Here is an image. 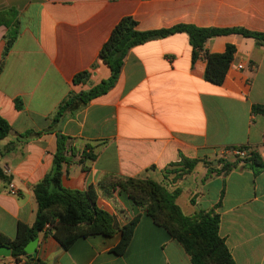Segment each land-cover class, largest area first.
<instances>
[{
    "label": "crops",
    "instance_id": "0c3cea01",
    "mask_svg": "<svg viewBox=\"0 0 264 264\" xmlns=\"http://www.w3.org/2000/svg\"><path fill=\"white\" fill-rule=\"evenodd\" d=\"M11 8L20 33L0 74V117L12 129L0 142V170L8 178L0 179V233L9 240L18 223L35 222L32 189L50 172L56 151V132H46L52 116L69 93L109 78L99 52L121 19L130 17L141 32L186 24L264 34V0H0V11ZM5 33L1 26L0 62ZM227 45L235 54L220 86L204 80L202 55L192 63L184 33L132 48L114 87L61 124L73 151L61 184L83 191L112 176L177 190L184 215H219L218 235L234 264H264V170L238 164L219 173L233 162L234 151L226 148L246 147L264 162V115L252 112L264 106V45L230 34L208 40L205 50L221 54ZM82 72L87 82L74 85ZM29 131L42 134L18 141L17 134ZM88 153L93 159L82 157ZM182 157L210 163H199L172 185L164 171ZM8 184L16 196L8 194ZM98 193L97 207L119 225L139 215L125 253L111 252L119 234L80 238L63 249L46 228L38 234L34 258L45 264H191L183 248L126 194ZM19 262L0 258V264Z\"/></svg>",
    "mask_w": 264,
    "mask_h": 264
},
{
    "label": "trees",
    "instance_id": "16d2710c",
    "mask_svg": "<svg viewBox=\"0 0 264 264\" xmlns=\"http://www.w3.org/2000/svg\"><path fill=\"white\" fill-rule=\"evenodd\" d=\"M6 28L3 37L4 48L0 62V74L4 68L5 59L12 49L20 33V22L15 9L0 11V27ZM184 33L191 47V60L194 63L200 55L206 62L204 80L216 86L222 85L226 73L233 61L235 48L227 45L221 54H211L205 50L208 40L230 34L253 39L257 45H264V34L250 32L243 28L217 29L198 28L192 25L180 24L169 29L141 32L136 29V23L130 17L121 19L112 29L107 41L99 52V60L108 67L110 76L87 91L69 93L58 105L48 131L56 132V151L53 155L50 172L35 186L33 195L36 201V218L33 225L17 224L16 235L9 240L0 233V247L11 250V258L24 264H45L39 259L30 258L25 253V247L36 239L38 234L48 227L50 235L62 246L68 249L76 240L90 236L111 238L119 234L117 244L111 249L116 256H121L127 250L139 221V215L119 225L115 217L97 207L98 191L106 196L119 191L126 194L130 201L145 211L152 222L163 228L175 240L190 258L191 264H234L230 253L218 235L219 215L214 211L199 212L191 216L184 215L176 199L177 190L169 192L164 185L148 179L107 177L98 183L97 188L89 186L86 190H68L61 184L63 166L71 162L72 149L67 144V138L60 132L64 120L84 108L91 100L110 91L120 74L124 59L128 52L144 43L163 39L168 36ZM88 73L82 72L73 78V84H84ZM16 108L21 109L19 100ZM254 114L264 115V106L252 108ZM10 125L0 117V142L11 135ZM42 133L26 132L17 134L18 141L26 142ZM228 151L245 152L244 157L233 155L232 163H224L220 172L226 174L238 164L250 165L256 171L264 170V162L260 157L249 152L246 147L226 148ZM83 158L93 159L91 154ZM198 159L182 157L179 163H173L164 171V178L174 185L184 176L190 174L199 164ZM0 179L8 182V178L0 170Z\"/></svg>",
    "mask_w": 264,
    "mask_h": 264
},
{
    "label": "water",
    "instance_id": "95a60500",
    "mask_svg": "<svg viewBox=\"0 0 264 264\" xmlns=\"http://www.w3.org/2000/svg\"><path fill=\"white\" fill-rule=\"evenodd\" d=\"M37 246H38V239L36 238L27 244V246L25 247V253L30 258H34L36 255ZM0 258H11V250L5 246H1Z\"/></svg>",
    "mask_w": 264,
    "mask_h": 264
},
{
    "label": "built area",
    "instance_id": "2783aa9c",
    "mask_svg": "<svg viewBox=\"0 0 264 264\" xmlns=\"http://www.w3.org/2000/svg\"><path fill=\"white\" fill-rule=\"evenodd\" d=\"M237 68L242 69L243 67L239 65V66H237ZM234 155L242 158L245 156V152L234 151ZM5 173L7 174V171ZM7 191H8V194H10L12 196H16V194H17V191H16L13 184H8ZM19 264H24V261H22V262L20 261Z\"/></svg>",
    "mask_w": 264,
    "mask_h": 264
},
{
    "label": "rangeland",
    "instance_id": "374dc122",
    "mask_svg": "<svg viewBox=\"0 0 264 264\" xmlns=\"http://www.w3.org/2000/svg\"><path fill=\"white\" fill-rule=\"evenodd\" d=\"M203 162H204V161H203ZM205 162H206V163H210V162H208V161H205ZM205 162H204V163H205Z\"/></svg>",
    "mask_w": 264,
    "mask_h": 264
}]
</instances>
